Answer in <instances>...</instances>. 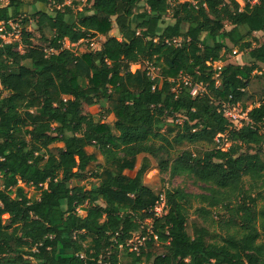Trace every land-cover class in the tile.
Masks as SVG:
<instances>
[{
    "label": "trees",
    "instance_id": "trees-1",
    "mask_svg": "<svg viewBox=\"0 0 264 264\" xmlns=\"http://www.w3.org/2000/svg\"><path fill=\"white\" fill-rule=\"evenodd\" d=\"M1 1L0 23L11 31L27 5ZM64 2L31 1L56 3L35 14L43 45L0 38V263L264 264V105L254 107L264 99V42L251 40L264 33V0L244 8L237 0H86L81 11L82 2ZM98 37L99 51L65 48ZM235 52L249 60L213 68ZM135 65L145 68L132 72ZM185 79L206 93L193 98ZM227 104L254 107L252 125L235 131L221 112ZM95 106L114 124L83 114ZM219 135L226 137L218 143ZM201 142L214 148L177 151ZM152 160L171 179L204 185L205 194L156 193L144 183ZM88 173L98 184L73 186ZM162 195L167 214L158 218ZM212 209L228 220L215 222ZM147 220L159 240L150 236L140 255L130 252ZM217 224L224 235L213 231ZM158 244L165 252L156 256Z\"/></svg>",
    "mask_w": 264,
    "mask_h": 264
},
{
    "label": "rangeland",
    "instance_id": "rangeland-1",
    "mask_svg": "<svg viewBox=\"0 0 264 264\" xmlns=\"http://www.w3.org/2000/svg\"><path fill=\"white\" fill-rule=\"evenodd\" d=\"M26 2V15L24 14L19 20H17V23L20 26V30H21V41H23V46L25 43V40H31L35 45H43L42 43V39H43V34L41 31H39V26L37 25V18L35 17V14H37L40 10V6H42L43 11H47V12H52L54 8H56V3H51L50 7H44L42 4L38 3V4H32L31 1L32 0H24ZM76 2H82L83 5H80L78 9H75L76 11H81L84 7V4L86 2V0H75ZM180 3H184V2H190V0H177ZM54 2V1H53ZM73 2V0H65L64 4L65 5H71ZM237 2L241 5V8H244L246 6V4H257L258 0H237ZM1 3L6 6L8 4L7 0H2ZM73 6V5H72ZM144 8V3H142L140 5V7L138 8V10L136 11V15L141 13V11ZM25 18H28V22L26 24L23 23V21L25 20ZM166 23H172V19L168 16L165 19ZM134 24L135 26L141 24V21H139L136 17L134 18ZM227 30H231V27L229 25H227L226 27ZM248 30L246 28L243 29V32L246 33ZM46 35L48 36V38L50 37V35L48 33H46ZM110 36H118V33L116 31V29H114L111 33ZM252 42L254 46H257L258 43H263L264 42V33H255L252 37ZM256 40V41H254ZM105 39H103L102 37H98V38H92L89 39L88 41H82L79 44L76 45H72L69 46L67 42H65V48H70L73 49L74 52L78 53V54H83L85 52L88 51H92V52H96L101 50L102 45L104 44ZM45 48H47V45L44 44ZM22 49V48H21ZM249 60L247 53H238L237 55H228L227 57V62H224L223 64H221L220 62L217 64H213V68H223L226 64H235V65H244L247 61ZM262 67V66H261ZM143 69L145 67H141L140 65H135L132 66V72H135L139 69ZM83 114L88 117H94L97 120H102L103 122L107 123V124H111L113 125L115 122V118L112 116H106L104 115V113H102V110L100 109V107L95 106V107H85ZM180 121H183V117H180ZM228 146L230 145H226L223 150H226L228 148ZM214 148V145L211 146L205 142H201L198 144H184L182 147L177 148L178 152H182V151H189L192 152L194 155H201L205 152H208L210 150H212ZM88 151L90 153L96 152V149L91 147L88 148ZM144 156H140L138 159V163H137V168L134 172H126V174H128V176L130 177H135L137 171L139 170L141 164H142V160H143ZM153 161V165L152 168L147 172V174L145 175L144 178V183L146 186H148L149 188H151L153 191H155L156 193H162L167 189H175V188H181L184 189L185 191H187L188 193L191 194H195V195H201V194H205L203 188L204 185L202 184H196L194 183V181L190 178H174L171 179L168 175L166 174H161L160 170L158 169V162L156 160H152ZM104 165V159L99 156V161L98 163L95 165L96 167V171H98L99 166H103ZM100 171V170H99ZM98 184V181L96 180V178L94 177V175L92 173H88L85 177L84 180L82 181H74L73 182V186H85L87 189H90L92 187V185ZM20 186L25 188V194L26 197L29 198L30 200H36L39 199L40 197V193L38 191H36L34 188H30V187H26L23 184H20ZM263 201H260L259 205H263ZM201 205L196 203L194 205V209L191 211L190 217L194 220L198 219V214L195 212V210L197 208H199ZM212 215L210 217H212L215 222L219 223L220 221H226L229 218V215L227 212L222 211V210H218V209H212L211 210ZM82 216L86 215V212H81L79 213ZM163 216L167 214L166 209L162 210L161 213ZM5 219H7L8 217L5 216ZM213 231H215V233L217 235H224L226 233V228L225 226H221L220 224H217L216 226L213 227ZM140 231H136L134 233V237L133 240H136L138 237H140ZM152 252L154 253V255H162L164 254L165 250L162 246L155 245L154 249L152 250ZM26 261L30 264H37L36 261L30 257H26L25 258Z\"/></svg>",
    "mask_w": 264,
    "mask_h": 264
},
{
    "label": "built area",
    "instance_id": "built-area-1",
    "mask_svg": "<svg viewBox=\"0 0 264 264\" xmlns=\"http://www.w3.org/2000/svg\"><path fill=\"white\" fill-rule=\"evenodd\" d=\"M11 27V31L7 30L5 23H0V38L6 43V44H13V43H20L21 44V30L20 26L17 22H10L8 24ZM72 47V45H69ZM71 47L69 49H71ZM49 53H53V50L48 51ZM234 55H237L236 52ZM223 64L222 62H220ZM217 64V63H214ZM215 69V68H214ZM222 68H216L215 70H221ZM154 72V70H152ZM187 86H190L191 88V96L193 98H197L199 96H202L204 93H206V87L203 85L198 84H192L189 82L188 79H185ZM264 105V99L257 103L254 107H260ZM251 107L248 110H244L239 105H223L221 112L223 113L224 117L230 122V124L233 126L235 131L241 130L245 126L252 125V121L249 118V112L254 108ZM225 135H219L217 137V142H220V139H224ZM166 208V202H165V196L162 195L160 198V201L158 202V205L154 209L155 216L158 218L163 217L162 210H165ZM78 214L81 212H84L83 208L77 209ZM146 225L142 226L140 228V237H138L136 240H131L128 242V248L130 252L137 253L138 255L141 254V248L146 244V241L149 240L150 236L154 237L155 241H158V236L153 231V225L151 220H147ZM144 231L147 232V235H144Z\"/></svg>",
    "mask_w": 264,
    "mask_h": 264
},
{
    "label": "crops",
    "instance_id": "crops-1",
    "mask_svg": "<svg viewBox=\"0 0 264 264\" xmlns=\"http://www.w3.org/2000/svg\"><path fill=\"white\" fill-rule=\"evenodd\" d=\"M40 9H42V10H40L39 12L45 10V9L42 8V6H40ZM116 31H117V30H116ZM102 38L105 39L104 37H102ZM66 42L68 43V45H71L69 41H66ZM21 48H22V46H21ZM21 48H20V49H21Z\"/></svg>",
    "mask_w": 264,
    "mask_h": 264
},
{
    "label": "water",
    "instance_id": "water-1",
    "mask_svg": "<svg viewBox=\"0 0 264 264\" xmlns=\"http://www.w3.org/2000/svg\"><path fill=\"white\" fill-rule=\"evenodd\" d=\"M0 264H11V263H0Z\"/></svg>",
    "mask_w": 264,
    "mask_h": 264
}]
</instances>
